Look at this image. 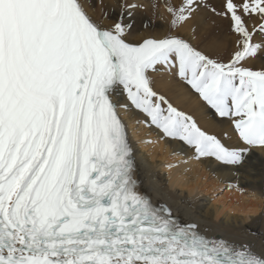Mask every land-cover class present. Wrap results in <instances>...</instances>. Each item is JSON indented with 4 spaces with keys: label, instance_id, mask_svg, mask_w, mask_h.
<instances>
[{
    "label": "snow or ice",
    "instance_id": "snow-or-ice-1",
    "mask_svg": "<svg viewBox=\"0 0 264 264\" xmlns=\"http://www.w3.org/2000/svg\"><path fill=\"white\" fill-rule=\"evenodd\" d=\"M162 3L168 30L144 35L135 0L111 19L92 0H0V264H264V250L140 190L122 117L137 112L197 161L264 156V0ZM199 13L227 23L226 54L218 29L192 25Z\"/></svg>",
    "mask_w": 264,
    "mask_h": 264
},
{
    "label": "bare ground",
    "instance_id": "bare-ground-1",
    "mask_svg": "<svg viewBox=\"0 0 264 264\" xmlns=\"http://www.w3.org/2000/svg\"><path fill=\"white\" fill-rule=\"evenodd\" d=\"M121 2L92 0L96 5L94 14L100 18L107 12L106 19H111L115 15L112 10L119 11ZM135 2L144 5L136 10V32L162 35L168 30V14L162 0ZM149 21L145 27V22ZM192 25L201 30L218 29L223 51L227 53L231 43L225 21L217 19L213 24L212 19L199 13ZM157 87L182 108L191 110L197 103L190 89L172 84L167 77L158 76ZM122 117L135 150L136 175L142 181L141 191H147L155 203L163 202L172 207L185 222L198 221L208 236L243 240L258 251L264 250V156L254 155L236 169L197 161L192 158V151L179 141L162 139L156 129L137 123V112H123ZM225 181L230 186L236 183L238 188L223 196L228 198L227 201L223 199V202L215 203L211 198L217 190L214 188L224 186Z\"/></svg>",
    "mask_w": 264,
    "mask_h": 264
},
{
    "label": "rangeland",
    "instance_id": "rangeland-1",
    "mask_svg": "<svg viewBox=\"0 0 264 264\" xmlns=\"http://www.w3.org/2000/svg\"><path fill=\"white\" fill-rule=\"evenodd\" d=\"M219 184H221V181H219L218 182ZM216 185H217V183H216ZM228 185V186H227ZM236 188H238V186H237V184L236 183H232V185L230 186L229 184H228V182L227 181H225V183H224V186H220L219 188L217 187V188H214L216 191H215V193H214V195H211V198H212V201H214L215 203H220V201H222L223 199H224V201H227L228 200V198L226 199V198H223V196L226 194V193H228V192H234V190H236ZM211 193H212V190H211ZM253 197V195L251 194L250 195V197ZM247 199H249V198H247ZM251 199H254V198H251ZM223 202V201H222ZM251 231H254V230H251ZM255 233H258V234H260V232H256L255 231Z\"/></svg>",
    "mask_w": 264,
    "mask_h": 264
}]
</instances>
